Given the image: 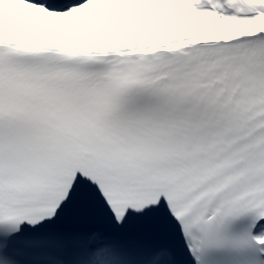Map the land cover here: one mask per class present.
<instances>
[{
    "label": "snow or ice",
    "instance_id": "6c2138e0",
    "mask_svg": "<svg viewBox=\"0 0 264 264\" xmlns=\"http://www.w3.org/2000/svg\"><path fill=\"white\" fill-rule=\"evenodd\" d=\"M0 264H264V0H0Z\"/></svg>",
    "mask_w": 264,
    "mask_h": 264
}]
</instances>
